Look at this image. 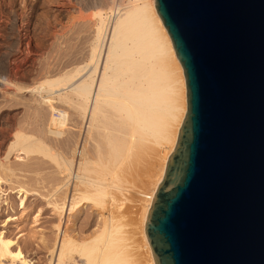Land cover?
Wrapping results in <instances>:
<instances>
[{"label":"water","instance_id":"water-1","mask_svg":"<svg viewBox=\"0 0 264 264\" xmlns=\"http://www.w3.org/2000/svg\"><path fill=\"white\" fill-rule=\"evenodd\" d=\"M187 113L145 230L156 264H264V0H153Z\"/></svg>","mask_w":264,"mask_h":264},{"label":"bare ground","instance_id":"bare-ground-1","mask_svg":"<svg viewBox=\"0 0 264 264\" xmlns=\"http://www.w3.org/2000/svg\"><path fill=\"white\" fill-rule=\"evenodd\" d=\"M96 2L95 36L87 60L56 76L47 71L49 76L32 89L74 107L88 122L93 147L88 150L87 142L81 144L80 159L75 160L50 154L40 139L23 132L16 135L12 148L26 154L43 152L55 161L63 176L53 199L60 216L65 211L76 212L86 201L110 213L93 238L61 235L54 264H134L114 212L125 204L116 191L124 190L127 179L135 175L147 189L139 192L142 233L150 264H156L145 223L187 113L185 73L153 0H129L127 5L115 0ZM6 74L0 70V83H11ZM151 150V165L141 171L139 159ZM14 175L15 169L0 163V193L1 182ZM20 191L28 193L21 186ZM12 245V240L0 237V264H31Z\"/></svg>","mask_w":264,"mask_h":264},{"label":"rangeland","instance_id":"rangeland-1","mask_svg":"<svg viewBox=\"0 0 264 264\" xmlns=\"http://www.w3.org/2000/svg\"><path fill=\"white\" fill-rule=\"evenodd\" d=\"M96 1L0 0V70L11 78V83H0V163L15 169L11 180L1 182L0 237L12 240V248L21 250L31 264H54L61 235L77 240L93 238L110 215L107 209L86 201L76 212L65 211L60 216L53 199L63 176L55 161L43 152L26 154L12 148L16 135L23 132L40 139L50 154L73 156L75 160L80 159L81 144L87 142L88 150L93 147L87 135L88 122L74 107L32 89L47 75L62 74L87 60L95 36ZM152 152L139 159L141 171L150 167ZM20 186L28 193L20 191ZM124 187L121 194L114 190L125 202L122 209L116 207V221L127 237L134 264H150L139 198V192L147 189L137 175L129 177Z\"/></svg>","mask_w":264,"mask_h":264}]
</instances>
